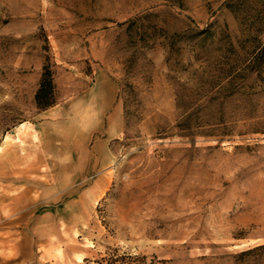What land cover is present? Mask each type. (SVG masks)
<instances>
[{
    "label": "rangeland",
    "instance_id": "obj_1",
    "mask_svg": "<svg viewBox=\"0 0 264 264\" xmlns=\"http://www.w3.org/2000/svg\"><path fill=\"white\" fill-rule=\"evenodd\" d=\"M261 245L264 0H0V264H264Z\"/></svg>",
    "mask_w": 264,
    "mask_h": 264
},
{
    "label": "crops",
    "instance_id": "obj_2",
    "mask_svg": "<svg viewBox=\"0 0 264 264\" xmlns=\"http://www.w3.org/2000/svg\"><path fill=\"white\" fill-rule=\"evenodd\" d=\"M101 83L107 88L108 91H105V93L102 94L100 103L94 107L93 113L98 116V121L102 120L110 127L114 126L116 130L120 125L121 108L116 103V91L114 90V83L106 78L101 80V82L100 80L96 81L95 90H98L101 87Z\"/></svg>",
    "mask_w": 264,
    "mask_h": 264
},
{
    "label": "trees",
    "instance_id": "obj_3",
    "mask_svg": "<svg viewBox=\"0 0 264 264\" xmlns=\"http://www.w3.org/2000/svg\"><path fill=\"white\" fill-rule=\"evenodd\" d=\"M55 85L53 83L52 72L48 69H44L41 75L39 86L35 92L34 100L39 109H47L55 102ZM258 248H264V245Z\"/></svg>",
    "mask_w": 264,
    "mask_h": 264
}]
</instances>
